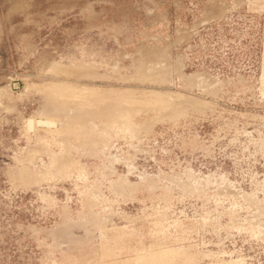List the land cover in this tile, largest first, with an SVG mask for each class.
<instances>
[{
    "label": "rangeland",
    "instance_id": "rangeland-1",
    "mask_svg": "<svg viewBox=\"0 0 264 264\" xmlns=\"http://www.w3.org/2000/svg\"><path fill=\"white\" fill-rule=\"evenodd\" d=\"M0 264H264V0H0Z\"/></svg>",
    "mask_w": 264,
    "mask_h": 264
},
{
    "label": "bare ground",
    "instance_id": "bare-ground-1",
    "mask_svg": "<svg viewBox=\"0 0 264 264\" xmlns=\"http://www.w3.org/2000/svg\"><path fill=\"white\" fill-rule=\"evenodd\" d=\"M62 71V70H61Z\"/></svg>",
    "mask_w": 264,
    "mask_h": 264
}]
</instances>
